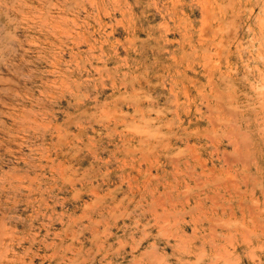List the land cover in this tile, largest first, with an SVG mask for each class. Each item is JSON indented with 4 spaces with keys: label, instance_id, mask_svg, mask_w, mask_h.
Wrapping results in <instances>:
<instances>
[{
    "label": "rangeland",
    "instance_id": "1",
    "mask_svg": "<svg viewBox=\"0 0 264 264\" xmlns=\"http://www.w3.org/2000/svg\"><path fill=\"white\" fill-rule=\"evenodd\" d=\"M0 264H264V0H0Z\"/></svg>",
    "mask_w": 264,
    "mask_h": 264
},
{
    "label": "bare ground",
    "instance_id": "2",
    "mask_svg": "<svg viewBox=\"0 0 264 264\" xmlns=\"http://www.w3.org/2000/svg\"><path fill=\"white\" fill-rule=\"evenodd\" d=\"M14 11V10H13Z\"/></svg>",
    "mask_w": 264,
    "mask_h": 264
}]
</instances>
